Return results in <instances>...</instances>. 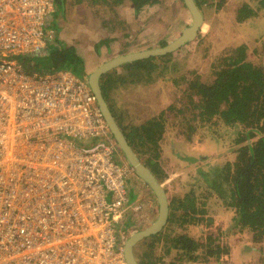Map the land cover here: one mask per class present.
<instances>
[{"label": "built area", "instance_id": "2783aa9c", "mask_svg": "<svg viewBox=\"0 0 264 264\" xmlns=\"http://www.w3.org/2000/svg\"><path fill=\"white\" fill-rule=\"evenodd\" d=\"M54 9L0 0V264H127L135 173L87 79L21 62L45 51Z\"/></svg>", "mask_w": 264, "mask_h": 264}, {"label": "trees", "instance_id": "16d2710c", "mask_svg": "<svg viewBox=\"0 0 264 264\" xmlns=\"http://www.w3.org/2000/svg\"><path fill=\"white\" fill-rule=\"evenodd\" d=\"M54 1L59 10L63 0ZM92 1L116 5L124 0ZM156 1L131 0L135 10ZM195 2L202 8L213 0ZM245 4L238 10V21L252 14H244ZM215 5H222V0ZM170 53L126 63L131 69L117 84L110 71L105 72L100 85L129 143L159 182L168 176L157 160L159 140L166 129V110L173 111V120L179 122L176 137L180 143L198 144L207 139L213 147L231 148L227 160L206 162L199 176L184 181L186 193L168 197L167 226L172 234H164L165 241L161 231L144 237L149 249L143 252L147 261L139 259L142 264H212L219 260L221 253L229 252L228 246L232 244L228 242V245L224 239L229 231H232L231 237H237L247 248L252 249L254 242L264 241V61L250 56L246 43L232 46L215 57L208 79L191 70L192 75L173 80L186 99L185 108L179 109L169 102L165 111L150 114L141 124L129 120L123 123L110 98L114 86L124 80L151 81L153 70L166 66L156 61ZM40 55L42 60H34L32 54L21 58L28 72L65 68L84 76L85 63L74 46H56L52 41ZM261 55L264 56V44ZM179 111L182 116H177Z\"/></svg>", "mask_w": 264, "mask_h": 264}, {"label": "rangeland", "instance_id": "374dc122", "mask_svg": "<svg viewBox=\"0 0 264 264\" xmlns=\"http://www.w3.org/2000/svg\"><path fill=\"white\" fill-rule=\"evenodd\" d=\"M217 1L213 0L209 6L204 5L205 16L194 40L161 58L163 60L156 61L166 66L153 70L151 81L124 80V83L114 86L110 98L123 123L129 120L133 124H141L150 114L165 111L169 102L179 109L185 108L186 99L182 90L173 85V80L181 75H192L191 70L202 76V79H208L215 57L232 46L246 43L247 53L255 55L257 61H264V56L261 55L264 44V0H222L219 7L215 6ZM243 2L246 3L244 14H252L238 21L237 13ZM119 5L92 0H63L61 8L53 14V26L47 25L46 48L52 41H55L56 46H74L85 63L83 77L86 78L98 64L118 54L166 44L180 34L182 25H187L190 21L186 23L181 20L186 16L187 10L181 0H157L138 10L132 5L129 12ZM45 52L46 49L43 53ZM34 54L31 56L34 60H42L40 53ZM43 65H47L45 60ZM130 69L131 67L122 64L110 70V74L117 79L115 84ZM184 112L188 114L186 110ZM165 115L166 129L159 140L160 155L157 160L168 175L162 183L167 196L172 198L186 193L183 182L199 176L200 170L206 168V162L227 160L231 148L213 147L207 139L198 144L180 143L176 137L179 122L173 120V111L166 110ZM177 116H182L181 111ZM171 137L173 142H170ZM203 156H206L205 159H202ZM130 178V200L140 202L141 207L135 212L126 213V217L122 219L123 243L134 231L149 225L158 213V204L149 186L136 174ZM160 231L164 241V234H172L167 222ZM231 234L232 231H229L224 236L227 244H232L228 246L229 252L221 253L219 260L212 264L263 263L264 241L254 242L251 249L241 244L237 237H231ZM223 243L226 245L224 241ZM145 249L149 250L143 238L134 245L138 261L140 258L147 261L143 253ZM172 255L173 253L169 254V257Z\"/></svg>", "mask_w": 264, "mask_h": 264}, {"label": "water", "instance_id": "95a60500", "mask_svg": "<svg viewBox=\"0 0 264 264\" xmlns=\"http://www.w3.org/2000/svg\"><path fill=\"white\" fill-rule=\"evenodd\" d=\"M182 1L191 15V20L182 28L178 36L168 41L166 44H162L157 47L152 46L139 50H132L104 60L86 76L87 82L95 96V100L100 107L110 132L117 142L125 160L131 165L135 174L149 186L155 195L158 204V213L156 218L149 225L134 231L124 240V255L127 264H141L135 256L134 245L142 238L155 234L163 228L168 219L169 200L163 183L158 181L155 174L136 153L126 138L122 128L116 121L109 104L103 96L100 78L103 73L108 72L122 64L154 55L167 54L178 49L185 43L194 40L198 36V31L203 23V15L195 0Z\"/></svg>", "mask_w": 264, "mask_h": 264}, {"label": "crops", "instance_id": "0c3cea01", "mask_svg": "<svg viewBox=\"0 0 264 264\" xmlns=\"http://www.w3.org/2000/svg\"><path fill=\"white\" fill-rule=\"evenodd\" d=\"M182 1V0H181ZM124 3V4H123ZM182 4H184L183 2H182ZM133 4H132V2H131V0H124V1H122L121 3H120V7L121 8H123L124 10H126V11H128L129 12V9H132V6ZM204 5H210V4H208V3H206V4H204ZM204 5L202 6V8H200L201 9V12H202V15H203V19H204V16H205V13H204ZM216 6V5H215ZM221 6V5H220ZM124 15V14H123ZM186 16L183 18V19H181V20H184V22H186L187 23V21H189V20H191V15H190V13H189V11H188V9L186 10V14H185ZM190 22V21H189ZM188 22V23H189ZM187 23V24H188ZM158 26H159V23H158ZM185 26V24L184 25H182V28ZM182 28H181V30H182ZM151 203H153V202H151Z\"/></svg>", "mask_w": 264, "mask_h": 264}, {"label": "flooded vegetation", "instance_id": "af4514ba", "mask_svg": "<svg viewBox=\"0 0 264 264\" xmlns=\"http://www.w3.org/2000/svg\"><path fill=\"white\" fill-rule=\"evenodd\" d=\"M57 11V7L55 6V9H54V11H53V13H52V15H51V17H50V19H49V24L51 25V26H53L52 25V22L54 21V16H53V14L55 13ZM119 152H120V158L122 159V160H124V161H126L125 160V158H124V156H123V154H122V152H121V150H120V148H119ZM127 162V161H126Z\"/></svg>", "mask_w": 264, "mask_h": 264}, {"label": "clouds", "instance_id": "9594fccd", "mask_svg": "<svg viewBox=\"0 0 264 264\" xmlns=\"http://www.w3.org/2000/svg\"><path fill=\"white\" fill-rule=\"evenodd\" d=\"M135 173V172H134ZM145 183V182H144ZM130 196V195H129Z\"/></svg>", "mask_w": 264, "mask_h": 264}]
</instances>
